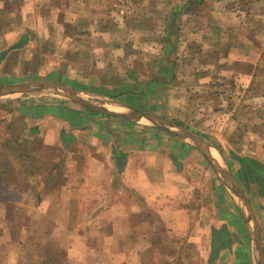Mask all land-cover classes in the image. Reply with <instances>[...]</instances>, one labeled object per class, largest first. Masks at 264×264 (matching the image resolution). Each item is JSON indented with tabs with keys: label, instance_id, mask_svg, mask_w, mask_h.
I'll use <instances>...</instances> for the list:
<instances>
[{
	"label": "crops",
	"instance_id": "crops-1",
	"mask_svg": "<svg viewBox=\"0 0 264 264\" xmlns=\"http://www.w3.org/2000/svg\"><path fill=\"white\" fill-rule=\"evenodd\" d=\"M179 2L138 0L117 25L108 0H0V85L52 82L106 111L51 90L0 98V119L19 123V144L32 163L45 166L42 183L13 186L21 192L36 187L33 211H43L45 220L54 211V220L95 225L87 236L91 246L98 237L102 248L115 242L104 254L126 263L152 256L155 264H257L259 245L264 257V179L255 172L262 180L252 179L247 165L264 169V8L245 22L253 10L232 13L226 0H213L215 7L181 23L191 30L180 42L174 36L171 52L163 37L137 39L153 26L151 16L178 17ZM229 21L240 23L247 38L229 45ZM190 43L208 44L215 54L213 61L202 58L205 70H190L196 56L178 54ZM212 67L232 81L221 94L231 123L218 133L204 124L211 105L205 116L204 100L190 99L206 94L201 85L210 91ZM132 109L208 144L241 195L189 139L145 118L117 115ZM57 150L59 158L52 156ZM0 180L6 184L3 173ZM81 251L71 246L66 255L80 257Z\"/></svg>",
	"mask_w": 264,
	"mask_h": 264
},
{
	"label": "rangeland",
	"instance_id": "rangeland-1",
	"mask_svg": "<svg viewBox=\"0 0 264 264\" xmlns=\"http://www.w3.org/2000/svg\"><path fill=\"white\" fill-rule=\"evenodd\" d=\"M137 1L138 0H108L109 11L111 10V12L114 14L112 19L117 25H121L120 19H122L121 17L123 15L128 13V15H131V13H133V10H135L134 8H136L134 6H137ZM212 5L213 0H180L177 5V11L179 12L178 17L172 19L161 15L151 16L150 18L152 20L149 22H151L153 26L148 29V31L144 33L142 37L137 38L135 36V38L152 42L150 40H156V37L157 40H161L163 37L164 43L168 44H165L167 47V52H171L172 48L175 49V44H177V41L172 44L174 36L175 39L180 42L182 40L181 38L185 36L187 31L191 30V27L188 28L186 27L188 25L181 23L188 20V18L193 19V15L195 14L200 13L201 16L204 11L210 10L212 7H215L216 4L213 6ZM226 5L229 7V9H232V13H234L236 7H238L241 9L240 12L244 13L245 16L247 15L246 12L248 10H253L249 13V16L246 17V22L251 16H253L252 12L254 13L255 11L257 12L264 8V0H226ZM162 8L164 10L163 12L165 13L169 6L164 5ZM185 10H189L190 14L185 12ZM184 12L185 14H189L187 18L182 16V13ZM155 19H157L159 26L157 29H155L154 26ZM214 20V18H208L207 22L208 24H210V21L215 23L216 20ZM192 22H194V20H192ZM229 24L233 25L231 21H229ZM212 28L215 27L212 26ZM243 38L246 39L247 34L245 33V30L240 27V23L239 26H236V23L235 26H230L229 41L232 43L229 45H234L237 43V41ZM184 42L185 41L181 43ZM182 45L183 44H181V46ZM177 52L180 55H185V59L183 60L190 59L192 56L189 55L196 56L195 65L190 66V70L195 69L198 71H203L208 67V65L206 66V63L203 62V57L209 58L211 61H213L215 55L211 52V49H209L208 44L206 46H201V44L195 43L186 44L184 48H180ZM200 59H202V61ZM211 69L213 74L210 91L206 89V85H201L200 90H203L201 93L205 92L206 94L202 95L201 97L190 99L196 102L199 100H204L206 103L204 104L205 116H207V113L209 112L207 111V108L209 105H211L212 110H210L209 116H207L204 124L208 130L218 133L221 130L219 129L220 127L226 125V123H231V120L229 119L232 116L229 115L227 118L228 113H226L225 110L227 107V103L225 101L226 98L221 96V94L223 93L224 88H231L232 81L226 78L220 79L218 75L219 72H214L215 69H213V67ZM185 70H189V67H185ZM243 99L246 101L245 98ZM204 105L202 104V106ZM205 135L208 137H215V135H211L209 133H206ZM3 138L4 137L0 138V141ZM14 146L16 148V152L20 155L19 157L23 160V167L18 166V161L14 160L17 155H14V159L11 161L10 165H8L7 158L4 159V155L6 157V150L3 146H0V148L2 147V151L0 150V155L1 153L3 155V161H0L2 163L0 166H3L1 167L0 175L3 173V178L6 182V184L4 183L5 185L0 186V198L3 199L0 201V264H13V262L16 264H131L130 259H128L126 263L125 258L123 259V257L113 258L112 256L108 255L109 253L104 254V252L109 251L108 247H112L115 242L110 243L107 247H103L106 248L105 251H103L102 246H105V241L102 242V237H96L97 239L92 243L91 246V242L87 236H90L93 227L94 230H96L97 227H95V225L89 224L88 222H85V224L76 225L74 223L76 220H54V211L52 212L51 217H49L48 214V220H45L43 218L42 210V213H39V209L33 211L34 206L32 204L36 203L34 197L36 195L35 192H37L36 187L30 188V192H21L18 186L23 185L27 188L29 184H33L34 182L38 184L40 180H42L40 182L42 183L44 181L43 178L45 166L38 162L32 163L27 154H22L24 147H22L20 144L15 143ZM26 151L27 149L25 152ZM11 152L12 149H10L9 152L10 159L13 156ZM57 154L59 155L58 150L52 152L53 157L59 158ZM233 168L234 166L231 169ZM13 182H16V184L19 185L14 184L13 186ZM17 190H19V192H16ZM38 196H40V194ZM17 198H20L19 202L15 200ZM17 217H20V220H14V218ZM79 221L80 220H78V222ZM77 231L78 234L85 233L86 237L84 236V240H75L73 235L76 234ZM9 238L11 240H7ZM71 246H75L76 249H82V255L80 257L66 255V249H69ZM86 249L89 251H85ZM87 252L88 254L85 255ZM3 254H5V256H2ZM141 260V264L156 263L155 257L152 256L143 257ZM136 264H138V262H136Z\"/></svg>",
	"mask_w": 264,
	"mask_h": 264
},
{
	"label": "water",
	"instance_id": "water-1",
	"mask_svg": "<svg viewBox=\"0 0 264 264\" xmlns=\"http://www.w3.org/2000/svg\"><path fill=\"white\" fill-rule=\"evenodd\" d=\"M34 90H51L55 92H59L61 95L89 108L95 111H100L106 113V111L103 108H98L94 105H91L87 102H85L77 93L76 90L67 88L65 86L52 83V82H29V83H18V84H12V85H0V98L12 94H20V93H26ZM114 114V113H113ZM117 114V113H116ZM119 116H124L125 118L137 120L140 118L147 119L150 123L157 126L158 128L175 132L177 135H179L182 138L189 139L199 150L204 152L206 156L209 158V160L212 162L215 170L217 173L222 174L227 182L229 183V186L232 190H235V192L239 195L241 193L239 192V188L233 181L230 172L225 168V166L221 165L220 163H215V159L211 158L209 154V145L204 143L203 141L199 140V138H196L194 135L189 133L186 129L176 126L173 123H170L166 120H163L157 116L146 114L144 112L134 110L132 109L130 113L126 115L117 114ZM248 207V205L246 204ZM259 258H257V264H264V257L262 255V250L259 245Z\"/></svg>",
	"mask_w": 264,
	"mask_h": 264
},
{
	"label": "trees",
	"instance_id": "trees-1",
	"mask_svg": "<svg viewBox=\"0 0 264 264\" xmlns=\"http://www.w3.org/2000/svg\"><path fill=\"white\" fill-rule=\"evenodd\" d=\"M18 121H19V119H18ZM18 124H19L18 122L15 124V121L13 119H11V120L0 119V129H1V131H3L2 133L4 134V139L0 143H2L1 146H3L4 149L6 150V157L4 155V159L7 158L8 165H10L11 161L14 159L13 158L14 155H17L14 160L18 161V166L23 167L24 166V164H22L23 160L19 157L20 155L16 152V148L14 146L15 143L19 144V142H18L19 138L16 137V135H15V131H16ZM10 149H12L11 154L13 155L11 159L9 158ZM22 151H23L22 154H24V153L27 154V152H25V150H22ZM20 153H21V151H20ZM0 161H3L2 153L0 155ZM1 164L2 163L0 162V165ZM247 166H248L247 169L251 170V178L252 179L257 180V178H261V177H256L255 173L262 175L263 179H264V169L262 167L257 166V164L252 163V161L248 162ZM1 167H3V166H0V170H1ZM247 169H246V167L244 168L245 171H247ZM261 180H262V178L257 180V182H260ZM1 200H3V199L0 198V201Z\"/></svg>",
	"mask_w": 264,
	"mask_h": 264
}]
</instances>
